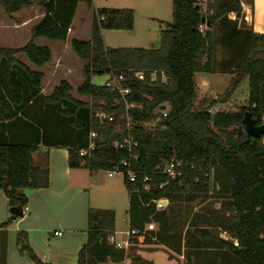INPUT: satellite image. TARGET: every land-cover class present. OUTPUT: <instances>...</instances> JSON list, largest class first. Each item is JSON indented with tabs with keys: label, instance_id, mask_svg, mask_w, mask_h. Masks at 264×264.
Instances as JSON below:
<instances>
[{
	"label": "trees",
	"instance_id": "16d2710c",
	"mask_svg": "<svg viewBox=\"0 0 264 264\" xmlns=\"http://www.w3.org/2000/svg\"><path fill=\"white\" fill-rule=\"evenodd\" d=\"M80 3L91 10L92 0H0L6 15L33 5L44 10L24 47L0 48V191L8 207L24 210L27 198L20 191L48 184L47 172L42 176L32 155L41 147L64 148L70 169L93 175L118 168L128 192L129 228L142 232L147 224L156 225L146 245L162 246L182 256L185 264H264V135L250 137L237 149L225 144V139L242 138L237 130L245 113L264 125V34L238 26L239 0H206L204 12L199 0H172V21L160 33L159 49L107 48L102 32H131L134 12L97 10L92 13L90 40L70 43L85 63L76 93L91 102L73 98L65 80L44 95L43 73L16 56L24 55L37 68L49 64L50 49L38 46L36 40L64 43ZM219 52L226 57L220 58ZM136 72L144 74L142 81L134 77ZM153 72L158 80L152 83ZM110 73L123 76L122 87L129 91L124 98L104 85L92 84V77ZM161 73L167 78L165 84L160 82ZM196 74H231L232 78L222 95L199 101ZM244 80L248 81L245 107L238 112L207 113L230 103ZM163 104L168 106L166 117L160 114ZM97 112L106 119L96 118ZM153 121L154 126L145 127ZM90 134H94V148L80 157ZM128 137L136 143L130 152L119 148ZM171 161L180 162L183 172L174 182L162 174ZM123 162L128 167H121ZM128 171L136 175L135 183L127 180ZM212 173L223 202L212 222L198 217V223L197 217L183 216L175 205L198 198L206 201ZM225 212L232 217H221ZM11 221L0 224L1 237ZM114 231L113 211L90 209L86 242L76 264H123L128 251L108 241ZM16 243L19 253L33 264H47L31 249L25 232L17 233ZM134 260L151 264L139 257Z\"/></svg>",
	"mask_w": 264,
	"mask_h": 264
},
{
	"label": "crops",
	"instance_id": "0c3cea01",
	"mask_svg": "<svg viewBox=\"0 0 264 264\" xmlns=\"http://www.w3.org/2000/svg\"><path fill=\"white\" fill-rule=\"evenodd\" d=\"M239 1L241 14L238 26L251 29L256 34H264V0ZM1 12L3 11L0 9ZM87 13L88 10L85 5L78 4L64 43L39 38L36 40V44L47 46L52 57L54 55L53 47L58 48L59 53L64 49L72 51L70 43L73 39L81 40L78 37L84 26L87 30L90 28V34L87 33L85 40L82 41H89L91 20H87ZM10 17L15 18L9 26V32L12 35L11 41H22V46L21 44L13 45V48L19 49L29 42L31 29L44 17V10L33 5L23 8ZM17 56L16 58L20 62L25 63ZM25 64L30 66L32 70L43 73L41 69L44 66L37 68L28 61ZM202 85L206 87L207 82L202 80ZM32 160L33 165L41 170L42 176L47 172L48 184L45 187L20 191L27 198V205L22 210V217L15 219L10 214L5 195L0 191V224L12 218L10 225L5 230V236H0V264H33L26 255L19 253V247L16 243L18 232L27 234L29 246L42 262L47 264H76L78 252L86 242L88 211L99 209L100 203L109 205L107 210L114 212L115 240L121 242L127 239L129 205L128 192L123 182H105L99 177L100 174L107 178H113V176L108 177L105 172L91 175L85 169H70L68 151L64 148L45 149L41 147L32 155ZM94 190L96 194L92 197L91 192ZM119 210L126 211V216L122 217V222L127 224L125 232L117 228ZM57 232L61 233V236H56L55 233ZM133 247L136 246L128 248L127 251L132 250ZM155 247L165 249L162 246ZM136 256L151 263L142 256V253L137 252ZM123 264L126 262L124 261Z\"/></svg>",
	"mask_w": 264,
	"mask_h": 264
},
{
	"label": "rangeland",
	"instance_id": "374dc122",
	"mask_svg": "<svg viewBox=\"0 0 264 264\" xmlns=\"http://www.w3.org/2000/svg\"><path fill=\"white\" fill-rule=\"evenodd\" d=\"M202 4L203 12L206 8V0H199ZM114 9V10H132L134 12V25L131 32L116 31V30H104L102 32L104 45L107 48H130V49H159L160 48V33L165 29L166 23L172 21V0H92L91 10L87 13V20L90 21L92 13L97 10ZM2 10V9H1ZM3 11V10H2ZM13 19L10 15H6L3 12L0 13V48H13V45L22 44V41H11V34L9 32V26ZM204 31V27L202 28ZM90 34V28L87 30L84 26L79 34L81 40H85L86 35ZM13 49H17L16 47ZM54 55L51 62L44 66L41 71L43 72L42 90L44 95H50L53 89L59 85L62 80L67 81L71 86V96L82 102L90 103L91 100L88 97L80 96L76 93V87L83 82L82 67L85 64L81 62L74 53L70 50H62L58 52V48L53 47ZM224 52H219L220 58H225ZM19 59L27 62L24 55L19 54ZM17 56V57H18ZM60 62V64H58ZM59 65V66H58ZM106 76L92 77L91 82L93 85L101 86L106 81ZM231 74H196L195 82L197 86L198 100H202L209 97H216L222 95L228 88ZM202 80L207 82V86L203 87ZM199 87V88H198ZM248 100V81L244 80L236 88L232 100L226 105H218L216 109L219 112H238L242 107H245ZM101 112H97L100 114ZM156 122L145 124V127L154 126ZM99 177L107 181L123 182V175L121 173L116 174L113 178H107L100 174ZM112 179V180H111ZM213 173L210 174V187L207 200L201 203V198L195 199L191 203L176 204L181 209L183 216H195L196 221L199 223L201 218L206 219L207 222H212L219 211L220 204L223 199L217 194L218 188L214 185ZM96 189V188H94ZM95 190L91 192V196H95ZM99 209L107 210L109 205L100 203ZM118 229L122 232L127 230V224L122 222V217L126 216V211L119 210ZM185 213V214H184ZM221 217H229L232 215L230 212H225L220 215ZM201 217V218H198ZM154 229L156 225L154 224ZM212 232L220 235L222 238L227 239L225 234H219L220 231L212 229ZM128 251V257L125 260L126 264H138L134 259L136 253H142V256L149 260L151 264H185V259L182 256H178L170 253L167 249H163L155 246H136Z\"/></svg>",
	"mask_w": 264,
	"mask_h": 264
},
{
	"label": "built area",
	"instance_id": "2783aa9c",
	"mask_svg": "<svg viewBox=\"0 0 264 264\" xmlns=\"http://www.w3.org/2000/svg\"><path fill=\"white\" fill-rule=\"evenodd\" d=\"M205 1V0H204ZM202 7V4H200ZM203 9V7H202ZM229 18L234 20L233 15H229ZM106 81L104 82V86L110 90L116 91L119 93V95L124 98L128 93V89H124L122 87V82L124 81L123 76H116L114 73H110L109 75L106 76ZM134 77L140 81L144 79V74L142 72H136L134 74ZM150 82H157L158 76L157 73L153 72L150 74L149 77ZM167 81V78L163 75V73L160 74V82L161 84H165ZM130 107H133L132 105ZM168 111V106L167 104H163L161 106V111L160 114L162 117H166ZM219 112L216 108L208 110L207 113L209 114H214ZM96 118L99 120H105L106 116L103 114H96ZM127 126H129V119L127 118ZM94 138V134H90V141L89 145L86 149L80 150L79 151V156L84 157L87 156L91 150L94 148V144L92 142V139ZM136 143L133 141L131 137L126 138L122 144L119 145V148L121 149H126L128 152L131 151L132 147H135ZM121 167H128L127 163L123 162L121 164ZM182 166L181 163L178 161H171L169 163H166L162 169V174L165 175L168 179L169 182H174L179 180L183 176V172L181 170ZM108 177H112L116 174H119V170L116 167L114 170L106 172ZM127 180L130 183H135L136 182V175L130 171L127 172ZM146 181V179H144ZM163 185L159 186V188H162ZM148 186H143V190H147ZM156 229H154V224H147L142 232H138L135 230H131L129 228L127 232V239L125 241H116L114 238V235L110 238H108V241L113 244L117 249H123L127 251L128 248L132 246H145V239L147 236H149V233L154 232ZM56 236H61V233L57 232L55 233ZM132 239L134 242H131ZM234 246H237V243L234 241L233 242Z\"/></svg>",
	"mask_w": 264,
	"mask_h": 264
},
{
	"label": "water",
	"instance_id": "95a60500",
	"mask_svg": "<svg viewBox=\"0 0 264 264\" xmlns=\"http://www.w3.org/2000/svg\"><path fill=\"white\" fill-rule=\"evenodd\" d=\"M204 23V19L201 20ZM264 135V125H257L256 122L251 118L249 113H245L242 120V127L237 130V136H242V138H229L225 139V144L227 147L239 148L243 142L247 143L250 137L259 139ZM10 214L13 219L17 217H22V211L18 208H11Z\"/></svg>",
	"mask_w": 264,
	"mask_h": 264
}]
</instances>
